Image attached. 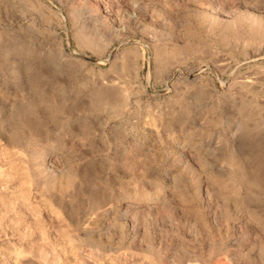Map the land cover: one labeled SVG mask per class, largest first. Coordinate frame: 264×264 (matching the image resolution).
<instances>
[{"label":"rangeland","instance_id":"1","mask_svg":"<svg viewBox=\"0 0 264 264\" xmlns=\"http://www.w3.org/2000/svg\"><path fill=\"white\" fill-rule=\"evenodd\" d=\"M0 264H264V0H0Z\"/></svg>","mask_w":264,"mask_h":264}]
</instances>
